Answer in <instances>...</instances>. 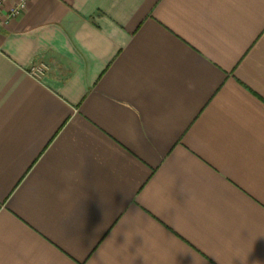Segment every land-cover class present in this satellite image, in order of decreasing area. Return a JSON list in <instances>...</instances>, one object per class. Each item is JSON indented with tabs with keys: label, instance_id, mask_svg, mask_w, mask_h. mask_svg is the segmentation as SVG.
<instances>
[{
	"label": "crops",
	"instance_id": "crops-1",
	"mask_svg": "<svg viewBox=\"0 0 264 264\" xmlns=\"http://www.w3.org/2000/svg\"><path fill=\"white\" fill-rule=\"evenodd\" d=\"M17 1L0 264H264V0Z\"/></svg>",
	"mask_w": 264,
	"mask_h": 264
},
{
	"label": "built area",
	"instance_id": "built-area-1",
	"mask_svg": "<svg viewBox=\"0 0 264 264\" xmlns=\"http://www.w3.org/2000/svg\"><path fill=\"white\" fill-rule=\"evenodd\" d=\"M9 0H0V5ZM28 0H18L11 8L9 17L13 18L21 14L27 9ZM49 70V67L44 63H39L31 68V75L37 79H41L45 73Z\"/></svg>",
	"mask_w": 264,
	"mask_h": 264
}]
</instances>
